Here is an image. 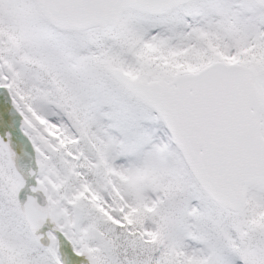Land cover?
<instances>
[{"label": "snow or ice", "instance_id": "snow-or-ice-1", "mask_svg": "<svg viewBox=\"0 0 264 264\" xmlns=\"http://www.w3.org/2000/svg\"><path fill=\"white\" fill-rule=\"evenodd\" d=\"M0 264H264V0H0Z\"/></svg>", "mask_w": 264, "mask_h": 264}]
</instances>
